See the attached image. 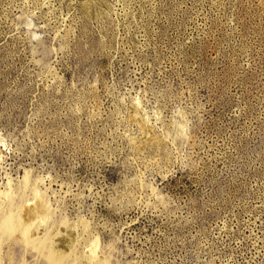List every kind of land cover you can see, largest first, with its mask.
<instances>
[{"label": "rangeland", "instance_id": "rangeland-1", "mask_svg": "<svg viewBox=\"0 0 264 264\" xmlns=\"http://www.w3.org/2000/svg\"><path fill=\"white\" fill-rule=\"evenodd\" d=\"M53 255L264 264V0H0V264Z\"/></svg>", "mask_w": 264, "mask_h": 264}, {"label": "bare ground", "instance_id": "bare-ground-1", "mask_svg": "<svg viewBox=\"0 0 264 264\" xmlns=\"http://www.w3.org/2000/svg\"><path fill=\"white\" fill-rule=\"evenodd\" d=\"M40 205V204H39ZM38 205V206H39ZM42 205V204H41ZM40 205V206H41ZM39 206V207H40ZM42 206H44V204L42 205ZM41 206V207H42ZM46 206V205H45ZM37 207V206H36ZM35 207V208H36ZM39 207H38V209H39ZM47 208H48V206H46ZM46 207H43L44 208V211L43 210H40L41 212L43 211L45 214H44V216H42L41 217V219H37V216L36 215H34L33 216V214L31 215L30 214V220H28L27 222H25L23 225H21L20 227H19V238L21 239V240H23L24 242H25V244L27 245V243H28V245H30V244H37L35 241H34V236L36 237V236H38V235H36L37 233H39L38 231H41L40 230V226L42 227V224H43V222H44V220H45V217H46V215L47 216H49L48 215V209L46 208ZM42 209V208H41ZM35 211L37 212V210L35 209ZM39 211V210H38ZM40 212V213H41ZM43 212L41 213V214H43ZM30 213V212H29ZM38 213V212H37ZM13 216V215H12ZM10 217H11V215H10ZM13 218H14V216H13ZM12 218H10L9 219V217H8V219H6L4 222H3V225H2V227L3 228H7L9 225H10V223L13 221V220H11ZM3 228H2V230H3ZM44 228V227H43ZM38 245V244H37ZM36 246V245H35ZM53 262L55 263V264H57V262H59V259H58V256L57 255H53Z\"/></svg>", "mask_w": 264, "mask_h": 264}]
</instances>
